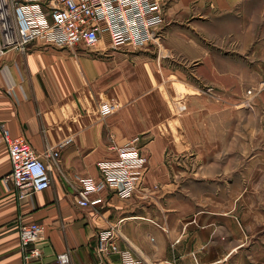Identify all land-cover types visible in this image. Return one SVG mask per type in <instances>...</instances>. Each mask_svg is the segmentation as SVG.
<instances>
[{"label":"crops","instance_id":"1","mask_svg":"<svg viewBox=\"0 0 264 264\" xmlns=\"http://www.w3.org/2000/svg\"><path fill=\"white\" fill-rule=\"evenodd\" d=\"M253 1L167 0L161 34L140 50L113 49L109 41L70 50L37 40L0 57V264H27L19 229L30 222L45 228L42 259L30 264L53 261L66 250L70 264H122L119 253L96 250L98 231L120 219V247L144 264H220L229 258L233 249L214 259L223 221L232 227L234 216L204 207L202 183L188 175L204 167V133L193 111L214 96L223 75L243 72L231 58H222L220 72L213 42L226 27L244 38ZM222 12L229 14L227 23ZM257 15L264 24V11ZM259 32L264 35V27ZM175 92L185 96L188 111L174 107ZM106 102L116 109L101 116ZM2 125L38 151L72 137L50 171L48 189L22 196L8 179L12 163ZM133 140L149 159L141 190L124 199L104 188L91 195L102 198L98 204L78 205L80 178L98 177L97 162L116 158L117 147Z\"/></svg>","mask_w":264,"mask_h":264},{"label":"built area","instance_id":"2","mask_svg":"<svg viewBox=\"0 0 264 264\" xmlns=\"http://www.w3.org/2000/svg\"><path fill=\"white\" fill-rule=\"evenodd\" d=\"M17 35L7 34L0 14V57L10 48L24 49L34 41L57 45L70 50L93 49L109 41L113 49L140 50L159 36L165 22V0H13ZM4 34V35H3ZM252 93V90H250ZM115 104L103 103L98 111L107 116L115 111ZM7 144L12 169L8 179L22 196L48 189L52 184L50 171L58 163L62 146L72 137L56 146L38 151L24 136H12L1 126ZM148 156L137 140L117 147V157L97 162L99 176H83L76 192L78 205L94 206L102 198H91L95 192L108 188L124 199L134 197L142 188L149 171ZM120 219L97 233L96 250L105 256L117 252L122 264H144L130 248H121ZM44 226L40 222L20 225V242L27 264L41 260ZM70 250L58 253L56 259L38 264H70Z\"/></svg>","mask_w":264,"mask_h":264},{"label":"rangeland","instance_id":"3","mask_svg":"<svg viewBox=\"0 0 264 264\" xmlns=\"http://www.w3.org/2000/svg\"><path fill=\"white\" fill-rule=\"evenodd\" d=\"M12 3L0 0V14L7 34L16 36ZM166 5L167 0L165 14ZM258 11H264V0L253 1L251 24H244L241 30L243 39L232 27H223V32L219 28L213 45L217 47L220 72L225 65L222 58H231L243 72L237 69L234 75H223L214 96H206L201 108L193 111L204 133L199 145L204 167L198 172L197 166V172L189 171L188 175L201 181L204 207L229 213L236 222L231 227L230 222L223 221V242L214 259H224L229 250L233 251L220 264H264V35L259 32L264 24ZM222 13L227 23L229 14ZM165 23L166 18L159 35ZM207 39L203 38L210 41ZM200 87L207 89L208 84L201 81ZM173 95L178 112L188 111L185 96ZM211 103L217 108H210Z\"/></svg>","mask_w":264,"mask_h":264}]
</instances>
